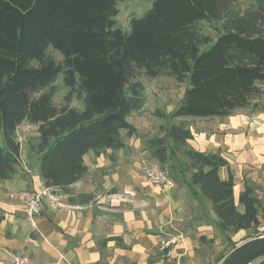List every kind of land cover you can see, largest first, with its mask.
Here are the masks:
<instances>
[{"label": "trees", "instance_id": "obj_1", "mask_svg": "<svg viewBox=\"0 0 264 264\" xmlns=\"http://www.w3.org/2000/svg\"><path fill=\"white\" fill-rule=\"evenodd\" d=\"M243 1L250 4L241 9ZM117 15V0H0V181L19 171L18 128L34 125L38 136L28 142L27 158L37 160L44 187L76 203L71 187L87 172L84 156L121 149L122 132H137L129 118L146 108L142 75L189 81L167 129L174 149L193 137L187 118L258 109L264 0H155L146 15L130 20V31L118 26ZM204 22L222 23L215 38L203 32ZM60 76L69 92L58 104ZM149 145L160 163L168 162L163 138ZM184 156L190 182L211 202L220 228L251 233L240 244L229 241L219 263L264 264V198L247 186L236 202L234 178L221 177L227 161L219 153Z\"/></svg>", "mask_w": 264, "mask_h": 264}, {"label": "crops", "instance_id": "obj_2", "mask_svg": "<svg viewBox=\"0 0 264 264\" xmlns=\"http://www.w3.org/2000/svg\"><path fill=\"white\" fill-rule=\"evenodd\" d=\"M255 103L258 109H241L225 118H193V137L176 149L178 155L171 158L170 152L167 163H160L150 149L155 137L139 132L146 109L133 113L139 121L132 115L129 120L137 132H122L121 149L87 153V172L71 187L77 202L62 194L65 207L46 203L36 227L25 219L23 206L9 198L13 192L44 188L37 160L27 158L28 134L18 135L23 147L19 171L0 181V264H9L7 252L28 256L29 264H220L221 255L231 249L228 242L240 244L251 233L220 228L211 202L190 182L184 153L197 150L225 158L221 177L234 178L236 202L247 186L264 198V86ZM152 163L164 166L167 185L146 182L143 168ZM163 234L182 236L172 258L159 252Z\"/></svg>", "mask_w": 264, "mask_h": 264}, {"label": "rangeland", "instance_id": "obj_3", "mask_svg": "<svg viewBox=\"0 0 264 264\" xmlns=\"http://www.w3.org/2000/svg\"><path fill=\"white\" fill-rule=\"evenodd\" d=\"M155 0H117L118 15L116 16V21L119 27L124 31H130V20L133 17L140 18L146 15V13L152 8ZM250 2H242L241 9L248 6ZM220 22L216 23H202L201 27L203 32L216 37L218 31L215 27H221ZM209 46L203 48V50L208 49ZM56 60H60L61 54L56 52H51ZM144 85V97L146 99V110H144V123L139 132L141 133H150L155 138L162 137L167 143L168 148L171 151V158L177 152V148L174 149L173 143L167 137V129L172 123L170 118L173 111L181 104L185 91L189 86V81L184 83H179L175 78L171 76H160L158 78H150L146 75H142L139 79ZM57 94L56 101L58 104L63 103L64 97L68 94L69 89L66 88L63 84V76H60L56 83ZM72 106L79 109L83 108V104L78 103V101H73ZM157 110L163 111L167 116L166 118L157 116L155 112ZM136 114V113H135ZM142 115V114H139ZM138 114L132 115V118L135 121L138 120ZM178 119L177 121H181ZM193 118H188L186 121L188 123L192 122ZM32 131L29 133L25 132V124L18 128V135L21 137L23 134L26 135V139L35 140L37 135V128L34 125H31ZM25 138V137H23ZM0 145L4 146L3 137H0ZM25 147V143H23ZM174 151V152H173ZM164 167V166H163ZM166 168V167H165ZM167 169V168H166ZM264 195V193H262Z\"/></svg>", "mask_w": 264, "mask_h": 264}, {"label": "built area", "instance_id": "obj_4", "mask_svg": "<svg viewBox=\"0 0 264 264\" xmlns=\"http://www.w3.org/2000/svg\"><path fill=\"white\" fill-rule=\"evenodd\" d=\"M32 131L29 124L25 125V132ZM21 139V138H19ZM143 174L146 182L152 186H165L169 183V174L160 163H152L144 166ZM9 198L20 203L24 208L25 219L36 227V217L39 216L45 204L53 206L55 209L65 207L62 194L54 187H44L35 191H18L9 195ZM182 236L179 235H161L158 238L159 252L164 258H172L175 249L181 243ZM9 264H29L30 258L20 252H7Z\"/></svg>", "mask_w": 264, "mask_h": 264}]
</instances>
